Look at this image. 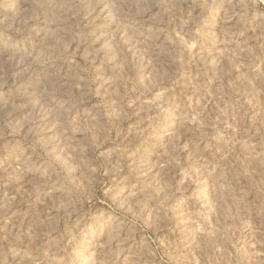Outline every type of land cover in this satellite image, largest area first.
Here are the masks:
<instances>
[{"label": "rangeland", "instance_id": "374dc122", "mask_svg": "<svg viewBox=\"0 0 264 264\" xmlns=\"http://www.w3.org/2000/svg\"><path fill=\"white\" fill-rule=\"evenodd\" d=\"M0 264H264V0H0Z\"/></svg>", "mask_w": 264, "mask_h": 264}]
</instances>
